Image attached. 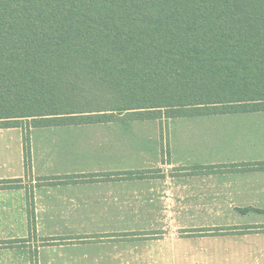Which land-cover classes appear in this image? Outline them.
<instances>
[{
    "label": "crops",
    "instance_id": "1",
    "mask_svg": "<svg viewBox=\"0 0 264 264\" xmlns=\"http://www.w3.org/2000/svg\"><path fill=\"white\" fill-rule=\"evenodd\" d=\"M182 118L0 128V264H264V112Z\"/></svg>",
    "mask_w": 264,
    "mask_h": 264
},
{
    "label": "trees",
    "instance_id": "2",
    "mask_svg": "<svg viewBox=\"0 0 264 264\" xmlns=\"http://www.w3.org/2000/svg\"><path fill=\"white\" fill-rule=\"evenodd\" d=\"M93 88L124 104L87 108ZM123 112H264V0H0V128L22 129L25 172L31 128ZM27 206L32 231L31 194Z\"/></svg>",
    "mask_w": 264,
    "mask_h": 264
},
{
    "label": "rangeland",
    "instance_id": "3",
    "mask_svg": "<svg viewBox=\"0 0 264 264\" xmlns=\"http://www.w3.org/2000/svg\"><path fill=\"white\" fill-rule=\"evenodd\" d=\"M83 96L87 98V108L92 110L104 108L115 111L117 106L122 103V101L113 96L112 91L105 90L104 92L98 88H93V90L86 92ZM117 119L118 122L114 123V125H110L109 123H95L83 126L78 125L70 127V129H67V127H49L45 130H185L187 125L195 120L182 117H162L160 119H149L145 121L133 120L125 112Z\"/></svg>",
    "mask_w": 264,
    "mask_h": 264
}]
</instances>
